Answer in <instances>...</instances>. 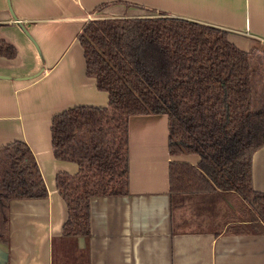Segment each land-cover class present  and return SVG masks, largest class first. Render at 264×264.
Wrapping results in <instances>:
<instances>
[{"label":"crops","instance_id":"obj_1","mask_svg":"<svg viewBox=\"0 0 264 264\" xmlns=\"http://www.w3.org/2000/svg\"><path fill=\"white\" fill-rule=\"evenodd\" d=\"M159 13L224 28L252 51L254 109L264 111V0H0V38L17 49L0 57V144L26 142L48 188L47 197L11 202L0 264H264V232L216 233L198 199L174 207L170 163L196 165L200 156L171 153L165 113L130 116L129 192L93 197L91 234L63 235L57 174L79 167L56 157L53 117L109 102L87 74L78 35L89 19ZM253 186L264 192V146L253 154Z\"/></svg>","mask_w":264,"mask_h":264},{"label":"trees","instance_id":"obj_2","mask_svg":"<svg viewBox=\"0 0 264 264\" xmlns=\"http://www.w3.org/2000/svg\"><path fill=\"white\" fill-rule=\"evenodd\" d=\"M78 38L87 74L107 91L106 106H76L53 117L57 158L78 164L59 172L68 207L66 237L91 234V200L129 192V118L168 115L173 154L198 164L170 163L175 206L198 199L215 232H264V192L253 186V154L264 146V111L254 109L252 51L226 29L179 16L89 19ZM16 47L0 38V57ZM48 188L30 146L0 144V236L9 232L11 202L44 198ZM56 243L54 250H61Z\"/></svg>","mask_w":264,"mask_h":264},{"label":"rangeland","instance_id":"obj_3","mask_svg":"<svg viewBox=\"0 0 264 264\" xmlns=\"http://www.w3.org/2000/svg\"><path fill=\"white\" fill-rule=\"evenodd\" d=\"M264 87V86H263ZM255 110H256V106H255Z\"/></svg>","mask_w":264,"mask_h":264}]
</instances>
